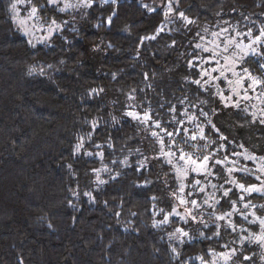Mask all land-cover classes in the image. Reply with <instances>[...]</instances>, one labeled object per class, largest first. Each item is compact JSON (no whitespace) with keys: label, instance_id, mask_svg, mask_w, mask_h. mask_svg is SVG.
I'll use <instances>...</instances> for the list:
<instances>
[{"label":"trees","instance_id":"obj_1","mask_svg":"<svg viewBox=\"0 0 264 264\" xmlns=\"http://www.w3.org/2000/svg\"><path fill=\"white\" fill-rule=\"evenodd\" d=\"M11 2L0 0V264H200L195 258L206 250L226 251L221 245L236 234L221 229L218 241L201 240L196 232L178 247L180 258L173 257L168 235L181 223L152 226L172 202L168 177L161 165L135 170L142 157L134 150H144L148 139L144 126L124 115L126 105L181 95L185 41L191 37L168 23L155 40H145L164 24L163 13L147 11L139 0H116L82 9L86 15H66L71 24L63 32L33 47L13 21ZM179 11L197 22L194 31L224 21L243 29L245 17L264 22V0H180ZM173 39L176 48L170 47ZM232 122L244 123L220 120L223 134L236 141L229 153L239 152L240 144L264 152V126L238 128ZM125 158L131 167L119 163ZM93 169H101L105 184L95 182ZM235 177L239 183L251 179L244 173ZM232 220L246 223L237 214ZM252 247L255 253L245 254L264 264L259 248Z\"/></svg>","mask_w":264,"mask_h":264},{"label":"snow or ice","instance_id":"obj_2","mask_svg":"<svg viewBox=\"0 0 264 264\" xmlns=\"http://www.w3.org/2000/svg\"><path fill=\"white\" fill-rule=\"evenodd\" d=\"M115 3L116 0H100L99 4L97 0H13L8 10L16 15L21 11L26 14L25 19L19 21L21 25L28 20H42L43 24L37 30L43 32L46 29L44 39H51L71 24L64 18L66 15H86L82 9ZM179 3L180 0H161L155 7L142 5L149 12L163 13L165 18L156 34L144 37L145 40H155L165 32L168 23H177L178 29L191 39L185 41L186 72L178 86L181 95H161L155 104L148 101L146 105L139 102L126 105L130 110L124 115L136 125H143L141 131L148 139L144 150L139 147L134 150V155L142 157L135 170L144 172L156 165L164 167L168 177L165 183L172 202L168 204L167 212L159 210L160 219L152 226L163 228L181 223V227H175L168 235V240L173 242L169 245L173 257L180 258L178 247L195 239L196 232L201 240L218 241L222 237V229L230 235L236 234L231 242L221 245L226 251L206 250L204 255L195 259L200 264H255L254 256L245 252L255 253L253 245L264 249V204L252 203V199H264V152L259 155L246 152L242 157L243 160L260 163L259 168L250 169L244 164L236 167L237 161L231 157H240L241 153L235 150L229 153L228 145L236 141L234 137L223 134L220 120L229 117H234L235 121L243 120L244 123L239 124L232 122V126L238 128L245 127V124L264 126V22L257 25L250 17H245L247 23L243 29L231 21H224L223 24L217 23L214 29L196 27L194 31L197 22L179 11ZM106 23H112L111 16ZM30 34L29 31L22 33L25 37ZM28 43L32 41L28 40ZM170 47L176 48L175 39ZM144 78L151 79L147 73ZM129 100L135 101L136 98L129 95ZM136 108L140 110L136 111ZM225 109H231V113ZM82 147L83 140L76 145L74 154L79 153ZM239 147L244 148L245 145L240 144ZM146 151L150 154L145 155ZM99 156L102 159L103 153ZM119 163L132 166L127 158ZM100 171L93 169V174L95 182L102 185L107 181L100 178ZM103 171L109 170L105 167ZM234 173H244L251 179L239 183ZM110 179L114 180L116 176H110ZM239 179H245V176L240 175ZM237 190L240 195L232 199ZM83 195L94 200L91 192ZM238 202L242 203V219L249 227H241L239 220H232L233 214L240 212L236 208ZM224 204L230 205V209L216 214V208H223ZM250 208L255 211H248ZM209 228L211 231H206ZM238 228L244 235L237 232ZM260 259L264 260V253ZM181 264L185 262L181 261Z\"/></svg>","mask_w":264,"mask_h":264},{"label":"rangeland","instance_id":"obj_3","mask_svg":"<svg viewBox=\"0 0 264 264\" xmlns=\"http://www.w3.org/2000/svg\"><path fill=\"white\" fill-rule=\"evenodd\" d=\"M139 1H142L144 4H149L151 6H157V5H159L161 3V0H139ZM73 2H75V0H73ZM45 15L46 16L50 15V13H45ZM25 16H26V14L23 11H21L19 15H16V14L13 13V16H12L13 21H14L15 25L17 26L18 30L20 31V33L22 34L23 31H29L31 33L29 36H27V37H25L24 35L23 36L27 39V41L31 40L32 41V43H31L32 45H40V44L47 43L50 40V39H44V37L47 35V30L45 29V31H43V32L37 30L43 24V21L42 20L41 21L28 20L26 22V24L21 25L19 23V21L22 20V19H25ZM42 40H43V42L41 43L40 41H42ZM251 148H253V146ZM246 152H251L253 154H258V155L262 153V152L258 153L257 151H253L250 148L244 147V148H242L239 151V153H241L240 157L234 156V158H232V159L237 161V164L235 166L236 167H240L241 164H244L245 166H247L250 169L259 168L260 167V163H258V162L252 163V162H249L247 160H243L242 159L243 155ZM236 174L237 173H234L233 176L235 177ZM255 174L256 173H253V175H255ZM226 187H231V185H226ZM237 192L239 193L238 190H237ZM229 207H230V205H229ZM217 208H216V210H217ZM224 208L228 209V204H225ZM236 208L240 209V212L239 213H234V214H237L238 216H240L242 218V214H243L242 205H241L240 208H238V207H236ZM248 211H254V209L250 208V209H248ZM216 214H221V213H218L216 211ZM244 227H249V225L247 223H245ZM259 251L261 253H264V249H260L259 248ZM263 262H264V260H263Z\"/></svg>","mask_w":264,"mask_h":264}]
</instances>
